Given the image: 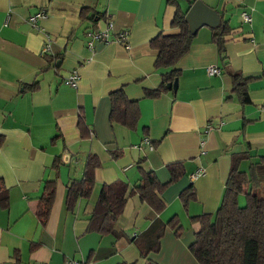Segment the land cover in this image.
<instances>
[{
	"label": "crops",
	"instance_id": "obj_1",
	"mask_svg": "<svg viewBox=\"0 0 264 264\" xmlns=\"http://www.w3.org/2000/svg\"><path fill=\"white\" fill-rule=\"evenodd\" d=\"M203 1L218 11L220 24L228 22L224 53L228 69L250 78L248 102L233 92L211 26L198 30L178 61L177 89L167 85L155 97L146 95L171 71L156 66L159 50L152 42L179 31L172 22L178 8L188 12V0H0V178L10 194L8 205L0 199V264H146L142 233L155 219L174 217L182 234L167 227L160 251L148 258L199 264L190 245L200 224L192 217L215 218L231 154L247 156L243 170L264 156V0ZM40 12L46 16L36 29L30 18ZM96 13L106 18L95 22ZM95 31L107 37L90 48ZM209 65L221 66V73L210 75ZM75 70L73 87L65 81ZM120 88L138 101L136 129L111 119V93ZM89 155L101 163L94 189L71 207L67 185L85 178ZM174 164L182 173L176 181ZM141 167L164 184L161 212L130 194ZM50 180L56 194L42 223L37 208ZM115 182L129 186L128 197L114 223L118 235L103 234L90 220L104 185ZM245 202L240 194L238 204Z\"/></svg>",
	"mask_w": 264,
	"mask_h": 264
},
{
	"label": "trees",
	"instance_id": "obj_2",
	"mask_svg": "<svg viewBox=\"0 0 264 264\" xmlns=\"http://www.w3.org/2000/svg\"><path fill=\"white\" fill-rule=\"evenodd\" d=\"M188 1L193 4L196 0ZM87 12V9H83L82 17H87ZM186 13L180 8L177 10L172 22L173 26L179 29L177 33H160L152 42L159 50L156 66L171 68V71L164 75L159 88L148 90L146 95L155 97L162 91L168 90V83L176 79L178 75V69H176L178 61L192 47L196 33L191 31ZM102 18H106V16L96 13L93 20L98 22ZM228 32V22L222 20L217 27H212V40L218 45L222 55L223 70L231 77L233 92L237 94L242 103H245L248 102L247 82L250 78H245L239 72L228 69L229 62L224 53L225 36ZM33 86L35 88L38 86V80ZM111 100V119L129 126L131 129H136L141 115L138 101L128 99L123 88L113 91ZM246 158V155L231 154L223 200L215 220L210 214L192 217L194 222L200 224L199 230L195 232V240L190 245V250L199 264H264V156L256 163L251 162L248 169L243 170L240 168V163ZM100 165L97 156H88L85 178L81 181L72 180L67 185L69 206L72 207V204L80 197L89 196L92 193L95 185V169ZM170 169L172 181H176L182 173L177 170L175 164L170 166ZM141 170L142 176L138 184L131 189L130 194H139L142 200L147 201L161 212L165 203L159 196V192L164 184L160 182L154 171L145 170L143 167ZM128 187L123 182L104 185L95 213L90 220L91 229L95 228L103 234L118 235L114 223L125 207ZM189 191L190 189H186L181 195L185 207L190 202ZM55 194L56 180L47 181L37 208V215L42 223H46L49 218ZM240 194L245 196L246 202L243 206L238 204ZM0 199L3 204H9V189L3 178H0ZM167 227L174 228L177 236L182 234V226L177 217L167 223L157 218L142 233L141 238L145 243V245H141L142 255L146 258V264H158L150 260L148 256L151 252L160 251Z\"/></svg>",
	"mask_w": 264,
	"mask_h": 264
},
{
	"label": "water",
	"instance_id": "obj_3",
	"mask_svg": "<svg viewBox=\"0 0 264 264\" xmlns=\"http://www.w3.org/2000/svg\"><path fill=\"white\" fill-rule=\"evenodd\" d=\"M186 19L193 33H197L203 26L217 27L220 24L221 17L218 11L210 7L203 0H196L188 10ZM170 89H177L178 79L168 83Z\"/></svg>",
	"mask_w": 264,
	"mask_h": 264
},
{
	"label": "built area",
	"instance_id": "obj_4",
	"mask_svg": "<svg viewBox=\"0 0 264 264\" xmlns=\"http://www.w3.org/2000/svg\"><path fill=\"white\" fill-rule=\"evenodd\" d=\"M44 16H46V13L40 12L38 15L30 18L31 24L33 25L34 28L40 29L39 24L37 23V19L40 17H44ZM242 16H243L244 20H246V21L250 20L249 15L247 13H242ZM89 36H90V40L88 41V45L90 48H93L94 40L107 37V33L105 31H95V32L89 33ZM119 38L121 40H124L126 38V33H121ZM207 71L210 75L220 74L221 68L218 65H209L207 67ZM78 79H79V74L75 70L73 73L70 74L69 77L66 78L65 83L67 85L76 87ZM73 264H77V263L74 262Z\"/></svg>",
	"mask_w": 264,
	"mask_h": 264
},
{
	"label": "rangeland",
	"instance_id": "obj_5",
	"mask_svg": "<svg viewBox=\"0 0 264 264\" xmlns=\"http://www.w3.org/2000/svg\"><path fill=\"white\" fill-rule=\"evenodd\" d=\"M213 220H215V218H213Z\"/></svg>",
	"mask_w": 264,
	"mask_h": 264
}]
</instances>
